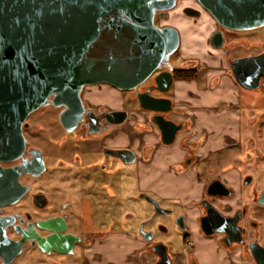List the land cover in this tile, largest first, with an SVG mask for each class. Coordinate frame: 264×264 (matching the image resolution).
<instances>
[{"label": "flooded vegetation", "instance_id": "obj_1", "mask_svg": "<svg viewBox=\"0 0 264 264\" xmlns=\"http://www.w3.org/2000/svg\"><path fill=\"white\" fill-rule=\"evenodd\" d=\"M177 2L178 0L176 4ZM188 6L185 7L186 13L198 21L201 13ZM217 30L223 32L225 45H232L228 40L231 32L243 31L222 28L215 21V27L207 39L210 46L211 34ZM261 54H264V50L247 56ZM243 57L246 56L227 55L226 73L233 79L230 62ZM174 68L171 70L172 75ZM192 68L199 71L194 79L203 82L205 74H202L206 71V63L198 61ZM166 69L163 67L156 70L136 89L126 91L127 96H124V91L105 83L100 85H107L106 90H85V86L80 93L81 112L75 124L74 117L68 119V128L60 122L64 106L48 104L28 116L23 126L26 140L24 153L16 160L0 162V264H120L115 256V196L119 195V189L115 188V163L119 169L125 165L136 166L137 154L131 146L115 144V128L123 124L116 126L111 123L113 117L110 114L116 110L130 112L128 104L131 101L136 102L138 113H148L138 107L135 92H148L153 96L170 98L171 89L162 93L154 88V77ZM262 80L260 77V86L252 90L264 91ZM234 82L237 87L240 86L235 79ZM115 90L120 91L123 96L121 107L115 106ZM45 109L55 114L54 121L62 133L60 140L39 141L38 138H33L38 137L35 133L42 128L37 126L38 129L33 130L28 120L31 115ZM149 113L152 121L151 118L156 113ZM170 113L166 115L168 119H171ZM257 115L261 117L260 112ZM174 122L182 125L177 133L184 132L179 141V150L184 154L173 164L176 174L188 172L195 165L197 177L207 180L201 195L187 203L188 208L197 212L194 224L191 225L185 211L173 219L181 235L182 247L179 251L172 252L168 244L155 238V230L150 225L157 215H170L172 211L161 205L157 195L137 186L138 199L147 203L153 215L141 221L137 231H133L135 237L140 234L139 237L146 242L142 255L139 254L138 259L134 255L131 259L126 257L122 264H157L161 256L153 248L158 243L165 246L169 264H259L252 247L264 248V204L257 203L264 190V151L256 153V172L246 174L242 183L246 187L258 179L259 190L257 193L251 192L250 200L243 191L236 204L232 205L229 200L235 197L236 192L220 178L221 172L226 168L225 161L230 156L223 150L212 151L207 157L201 158L197 153L201 148L199 141L188 140L192 134L190 126L185 120ZM135 129L143 132L137 125ZM152 130L150 127L146 129L147 132ZM174 143L175 140L171 144H164L159 139V144L165 147ZM56 146L63 153V157L57 160ZM156 147L147 146L146 159ZM125 150L135 153V162L125 163L130 157ZM239 150L241 151L240 148ZM252 156L250 151L241 154L240 166H245ZM215 165L219 166L218 169H214ZM245 179L249 181L244 183ZM214 181L221 182L231 193L210 194L208 185ZM216 191L211 188L212 193ZM150 199L157 201L160 207L169 212H155V204ZM210 205L228 219L221 221L216 215L211 216ZM203 218L206 219L204 226ZM141 228L143 231L153 232L151 240L141 235ZM157 228L164 233L168 232V228L162 224H158ZM205 230L214 232L207 234ZM121 232L127 233L126 230ZM259 258L264 264V254H260Z\"/></svg>", "mask_w": 264, "mask_h": 264}, {"label": "water", "instance_id": "obj_2", "mask_svg": "<svg viewBox=\"0 0 264 264\" xmlns=\"http://www.w3.org/2000/svg\"><path fill=\"white\" fill-rule=\"evenodd\" d=\"M197 1L222 28L264 26V0ZM175 5L176 0H0V162L22 156L26 146L24 123L39 108L64 106L61 124L68 128L70 117L75 124L85 86L105 83L121 91L134 90L156 70L166 67L154 77V88L168 92L173 84L170 58L179 48V33L173 26L155 25L154 20L156 16L166 17ZM210 43L214 48L224 47L223 32H213ZM230 65L241 87L256 89L262 77L264 88V54L237 58ZM134 95L140 109L156 113L151 120L161 141L171 144L182 128L166 117L173 110L172 99L148 92ZM128 113L116 110L110 114V122L122 125ZM125 151L130 154L125 163L135 162V153ZM211 188L217 191L212 193ZM208 191L231 193L219 181L211 182ZM150 200L155 212H169ZM257 203L264 204V190ZM210 207L211 216L228 219ZM205 221L203 218V226ZM140 233L152 239L153 232L141 228ZM153 250L161 256L157 264H169L163 244H156ZM252 251L263 264L259 257L264 248L252 247Z\"/></svg>", "mask_w": 264, "mask_h": 264}, {"label": "crops", "instance_id": "obj_3", "mask_svg": "<svg viewBox=\"0 0 264 264\" xmlns=\"http://www.w3.org/2000/svg\"><path fill=\"white\" fill-rule=\"evenodd\" d=\"M184 23L183 25H185ZM211 22L209 25L211 26ZM174 26V24H171ZM204 27V26H203ZM203 27L196 29L190 23L182 26L177 51L182 59L205 62L208 66L203 82L197 79H173L170 98L173 101V111L169 114L172 120H185L192 131L188 138L190 141H199L200 149L197 153L201 158L207 157L210 152L225 151L230 156L225 161L226 168L221 172L220 178L227 186L236 192L229 202L235 205L241 194H247L248 200L252 198L251 192L257 193L260 188L256 179L250 185L243 187V177L255 173L256 151L250 149L249 140L254 136L250 132L247 120L248 113L238 106V87L231 75L226 73V65L220 58L223 49L215 56L207 42L213 29ZM210 63H208L209 60ZM220 59V60H219ZM138 116V112H134ZM135 124H123L115 130V144L131 146L137 154L135 166L137 186L141 190L149 191L160 197H178L183 203V211L189 215L191 225L197 214L195 209L188 208L187 203L197 199L204 190L207 180L199 179L196 175V166H191L190 171L176 174L173 164L178 162L184 152L179 150V141L184 132L177 133L175 143L169 147L159 144L160 132L154 124L151 132L134 133ZM149 145H156L150 157L146 149ZM241 149V151L239 150ZM252 152L253 156L241 167L239 162L241 154ZM240 153V155H239ZM239 155V156H238Z\"/></svg>", "mask_w": 264, "mask_h": 264}, {"label": "rangeland", "instance_id": "obj_4", "mask_svg": "<svg viewBox=\"0 0 264 264\" xmlns=\"http://www.w3.org/2000/svg\"><path fill=\"white\" fill-rule=\"evenodd\" d=\"M189 5V6H188ZM192 8L197 12L201 13V17L196 21V18L191 17L185 11V7ZM192 6V7H190ZM166 17H155V25L157 26H172L175 27L180 34L182 31V26L190 23V27L199 29L203 27L205 31L208 27H215V19L211 14L206 11L197 0H178L175 7L168 10ZM212 23L211 26L209 23ZM186 23L185 25H183ZM229 41L232 45H225L223 47V55L216 56L220 58L222 63L227 64V55L230 56H242L249 55L253 53L260 52L264 50V28L258 27L256 29H251L247 31H235L231 32L229 35ZM209 49L213 51L211 57L215 56L216 53L221 50V48H214L209 46ZM219 59V60H220ZM209 60V59H208ZM211 60L208 61L210 63ZM198 60H184L180 57L179 51H176L170 58V63L173 67H192L196 65ZM206 66H208L206 64ZM205 73L202 74V76ZM107 85H88L85 87V90H98L107 89ZM239 92V103L238 106L241 110L248 113L249 115L247 123L250 126V132L254 134L253 137L249 140L250 149H254L257 153L259 150L264 151V91L259 90H249L241 86H238ZM105 93V91H104ZM124 96H127L126 91H124ZM120 91L115 90V106L121 107L123 98ZM128 104V119L124 124L133 123L147 132L146 129L153 127L152 121H150L151 113H139L138 116L133 114L137 112V105L135 101ZM261 113L259 118L257 113ZM55 114L49 109L41 110L31 115L28 122L31 123L33 130H37L38 127L42 128L38 130V137H33L39 141H44L48 139H53L54 141L60 140L62 133L56 121H54ZM38 126V127H37ZM37 128V129H36ZM137 128V127H136ZM117 130V128H115ZM134 133H138V130L133 127ZM141 133V132H139ZM36 135V136H37ZM260 152V153H261ZM62 151L60 147L56 146V159L62 156ZM224 164V163H223ZM115 163V188L119 189V195L115 196V256L118 259L119 263L122 264V261L129 257L130 259L135 256L139 258V254L142 255L144 246L146 242L141 239L139 236L135 237L133 231H137L138 224L153 215L152 210L149 209V206L146 202L140 201L137 195V180L135 175V165L122 166L119 169ZM117 167V168H116ZM219 166L215 165L214 169H218ZM160 203L165 208H168L172 211L170 215H157L155 220L150 224L151 228L155 230V238L159 241H162L168 244L171 247L172 252H177L182 247V240L180 232L174 225L173 219L183 212V203L178 197H160ZM162 224L168 228V232L164 233L158 230L157 225ZM121 230H126L127 233L121 232ZM142 258V256L140 257Z\"/></svg>", "mask_w": 264, "mask_h": 264}, {"label": "trees", "instance_id": "obj_5", "mask_svg": "<svg viewBox=\"0 0 264 264\" xmlns=\"http://www.w3.org/2000/svg\"><path fill=\"white\" fill-rule=\"evenodd\" d=\"M199 71L197 68L187 67L178 68L175 67L173 70L174 79H194L197 78Z\"/></svg>", "mask_w": 264, "mask_h": 264}]
</instances>
